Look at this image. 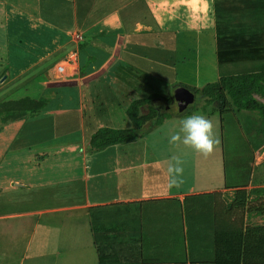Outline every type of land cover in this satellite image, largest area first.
Returning <instances> with one entry per match:
<instances>
[{"label":"crops","instance_id":"obj_1","mask_svg":"<svg viewBox=\"0 0 264 264\" xmlns=\"http://www.w3.org/2000/svg\"><path fill=\"white\" fill-rule=\"evenodd\" d=\"M43 1L47 3L45 13L39 5L42 0H0V10L9 11L3 28H18L19 44L25 17L43 26L50 36L60 37L49 41V46L61 41L73 45L68 41L73 40L71 35L93 40L94 31L108 28L111 37L124 40L123 46H137L144 52L140 46L156 45L148 38L169 32L167 19H177L175 35L196 34L192 40L195 46H209L211 62L205 64L202 59L200 65L214 67V82L220 77L219 71L247 72L264 61L263 0ZM166 44L165 37L157 40L158 46ZM169 114L162 124L182 117ZM198 115L204 114L201 111ZM119 123L94 121V128L80 123L78 129L67 130L59 137L33 142L21 139L28 122L0 127V264H98L89 209L104 208L106 215L98 222L108 228L118 224L128 227L132 216L126 210L131 203L135 204L132 210H141L140 223L148 233L142 241L147 258L155 259L156 264L180 262V254L168 250L171 244L169 235H165L176 222L179 224L178 207L171 200L182 202L186 196L220 193L229 203L238 188L249 191L263 186L254 184L251 173L244 186L232 188L223 173L222 181L216 174H209L197 181L186 178L192 181L185 187L168 188L160 160L148 149L147 153L137 150L136 154L131 150L146 143V136L96 153L85 151L96 129L127 125L126 121L125 125ZM115 207L120 214L114 212Z\"/></svg>","mask_w":264,"mask_h":264},{"label":"rangeland","instance_id":"obj_2","mask_svg":"<svg viewBox=\"0 0 264 264\" xmlns=\"http://www.w3.org/2000/svg\"><path fill=\"white\" fill-rule=\"evenodd\" d=\"M39 5L45 13L47 3L42 0ZM8 13L0 10V103L27 98L41 100L44 104V108L32 113L0 114V127L15 121L29 123L22 130V140L56 138L67 130L78 129L80 123L92 126L94 121L99 124L119 121L121 125L126 121L127 125L122 128H131L133 124L126 118L125 110L132 101L152 94L159 96L154 103L160 112L176 114L174 93L178 87L200 88L213 83L217 76L213 66L200 65L202 59L205 64L211 62V52L209 46L192 43L198 35L174 34L179 28L177 19H167L169 32L151 35L149 42L155 40L156 45L140 46L145 49L143 52L137 46H123L124 40L115 35L111 37L108 28L94 31L93 40L71 35L73 40L68 41L73 45L66 46L67 41H61L49 46L51 40L60 37L50 36L43 26L25 17L19 44V29L14 32L12 28L9 31L3 28L5 19H9ZM148 19L152 23L153 19ZM163 37L167 44L158 46L157 40ZM255 97L264 103V97ZM201 111L212 120L219 139L214 152L207 158L182 145L169 144V137L178 131L180 120ZM146 112L143 108L142 113ZM218 112L217 103H206L196 95L193 105L180 115L182 117L160 126L151 125L146 145L140 143L131 150L135 154L137 150L140 153L149 150L151 156L160 160L165 172L170 157L180 155L184 181L181 187L192 181L186 178L197 181L209 174H216L222 181L223 173L230 187H240L244 186L249 174L254 173V184L264 188V120L256 111L222 115ZM94 127L97 126L91 128ZM29 129L35 130L34 134ZM246 222L252 226L264 225V216L252 212Z\"/></svg>","mask_w":264,"mask_h":264},{"label":"trees","instance_id":"obj_3","mask_svg":"<svg viewBox=\"0 0 264 264\" xmlns=\"http://www.w3.org/2000/svg\"><path fill=\"white\" fill-rule=\"evenodd\" d=\"M219 73L218 81L207 83L201 88L185 85L182 87L195 96L200 95L206 103H217L219 115L226 112L233 114L234 111H256L264 120V103L255 98V95L264 97V61L247 72ZM158 98L157 94H152L147 98L132 101L125 110V115L133 127L98 128L90 135L85 151L96 153L145 137L151 125L159 126L164 119L170 117L169 113L157 110L154 100ZM43 107L41 100L24 98L0 103V114L32 113ZM143 108L147 109L146 113H142ZM171 201L178 207L176 212L179 224L176 222L175 228H170L165 235H169L170 239L168 250L179 253L181 259L180 262L167 261L159 262L160 264H264V225L252 226L246 222L252 212L264 216V188L249 191L238 188L229 203L221 198L220 193L186 196L182 202ZM133 205L135 204H128L129 209L126 210V213L132 216L128 227L118 224L108 228L98 222L100 217L106 215L104 208L89 209L98 264L158 263L146 256L142 241L148 233L140 223L141 210H132ZM117 209L118 207H115L114 212L120 214Z\"/></svg>","mask_w":264,"mask_h":264},{"label":"clouds","instance_id":"obj_4","mask_svg":"<svg viewBox=\"0 0 264 264\" xmlns=\"http://www.w3.org/2000/svg\"><path fill=\"white\" fill-rule=\"evenodd\" d=\"M169 144L192 150L207 158L219 144L212 120L204 115L193 114L180 120L178 131L171 134ZM183 160L180 155H172L167 165L168 188L180 187L183 184Z\"/></svg>","mask_w":264,"mask_h":264},{"label":"water","instance_id":"obj_5","mask_svg":"<svg viewBox=\"0 0 264 264\" xmlns=\"http://www.w3.org/2000/svg\"><path fill=\"white\" fill-rule=\"evenodd\" d=\"M174 101L177 105V113L182 114L186 109L193 105L194 94L184 87H178L174 93Z\"/></svg>","mask_w":264,"mask_h":264},{"label":"flooded vegetation","instance_id":"obj_6","mask_svg":"<svg viewBox=\"0 0 264 264\" xmlns=\"http://www.w3.org/2000/svg\"><path fill=\"white\" fill-rule=\"evenodd\" d=\"M174 103H175V101H174Z\"/></svg>","mask_w":264,"mask_h":264}]
</instances>
